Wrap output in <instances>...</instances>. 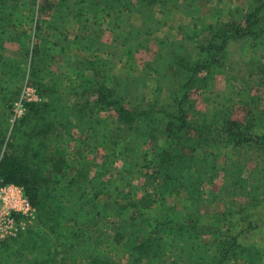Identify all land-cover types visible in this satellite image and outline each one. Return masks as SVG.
Wrapping results in <instances>:
<instances>
[{
  "label": "rangeland",
  "instance_id": "obj_1",
  "mask_svg": "<svg viewBox=\"0 0 264 264\" xmlns=\"http://www.w3.org/2000/svg\"><path fill=\"white\" fill-rule=\"evenodd\" d=\"M33 1L19 0L14 12L9 9L11 24L0 26V31L23 36L20 43L34 42L41 45V50L48 51L51 58L46 60L51 70L48 78L53 77V72L60 83L58 93L62 95L64 108L74 107L78 100L76 90L68 96L66 92L76 89L82 77L92 79L89 60L99 58L101 63L110 62L103 83L111 95L133 111H146L153 106L156 111H152V117L159 118L151 125L142 117L139 119L135 130L143 138L125 136L133 140L134 150L141 156L138 159L130 155L129 148L121 157L117 152L119 147L112 150L104 147V150L91 141L88 132L80 133L84 122H91L94 129L93 122L98 119L104 121L103 128L110 131L117 120L112 109L94 108L90 103L91 120L78 121V117L75 120L68 114L60 116L68 123L49 132L48 142L50 147L66 150L73 171L54 176V180L64 184L75 176L74 169H83V160L91 163L86 177L82 174V182L75 180L76 188L71 187L62 197L61 205H56L50 197L41 198L40 205L45 206L43 211L39 209L42 225L33 227V231L45 234L47 212L63 209L69 225L75 222L74 218L80 224L92 219L96 227L91 228L94 237L95 229L102 232L111 228V234L121 229L124 235L119 245L110 241L98 246L95 245L98 239L95 241L94 237L86 241L91 245L84 243L83 252L87 255L100 249L114 264H217L220 261L223 264H264V37L253 41L243 36L228 41L218 56L219 62L210 70L200 72V76L187 79V75L184 81L185 74L179 68L198 54L195 40H190L188 35L203 40L207 38L205 28L210 23L219 19L241 22L247 0H195L193 4L202 12L196 25H193V14H186L191 8L181 0H167L162 8L158 2L146 7L151 1L146 0L140 11L120 7L107 10L99 5L96 13L77 15L72 3L66 9L41 11L43 2L51 5L58 0H35V5ZM20 43L4 41V47L12 45L16 50L5 48L7 59L14 60L19 46L24 45ZM48 78L47 84L50 83ZM8 80L9 85L14 86L15 79L9 77ZM188 80L191 86L185 88L183 81ZM25 84L36 89L40 100L34 104L39 107L46 98L45 91L40 90V84L37 87L31 84L27 75L18 84L15 99ZM184 92L187 99L184 112L190 126L171 135L174 128L166 127L173 125L158 109L163 105L167 108L172 99L180 100ZM89 96L91 100L96 98ZM224 111L231 121L252 126L251 133L261 137L257 150L256 146L251 148L245 142L235 144L234 139L216 143L195 141L193 132L205 134L207 130H215L212 122L221 114L224 117ZM9 123L12 125L10 120ZM103 128L101 126V130ZM163 150H169L168 163L156 160V155ZM100 181L110 186L103 187ZM77 185L94 197L88 202L85 196L87 208H91L88 218L84 212L72 211L82 193ZM116 186L127 195L122 201L138 206H131L130 212L117 217L97 214L99 206L95 203L99 201L105 206L101 201L112 194ZM7 241V246L0 249V264H26L29 251L17 245L16 239ZM133 245H141L145 252L141 259L134 260L137 254L130 249ZM12 251H16V255ZM228 252L229 256L225 255ZM62 256L60 252L58 257ZM73 260L70 259V264H84L86 258Z\"/></svg>",
  "mask_w": 264,
  "mask_h": 264
},
{
  "label": "trees",
  "instance_id": "obj_2",
  "mask_svg": "<svg viewBox=\"0 0 264 264\" xmlns=\"http://www.w3.org/2000/svg\"><path fill=\"white\" fill-rule=\"evenodd\" d=\"M18 1L19 0H0L1 27L4 28L11 24L10 19L12 18V12L17 9L16 5ZM166 1L167 0H151L150 3H147L146 7L152 6L154 2H158V6L160 5L162 8L166 4ZM144 2H146V0H58L51 5L47 2H43L40 6V10L43 11L52 8L54 11V9L59 10L61 7L66 9L72 3L74 5L72 9L75 11L74 13L76 15L85 14L86 12L96 13L99 5H102V7L107 10L120 7L128 11H140L145 7ZM180 2H184L186 7L188 6L191 8L189 11H186V14H193V19L195 20L193 25H196V22L199 20L198 16L202 12L193 4L195 0H181ZM32 4L35 5L36 1L34 0ZM202 7L203 5L201 8ZM4 10L5 14H3ZM242 19L241 22L219 19L213 24H208L205 28V32H207L208 35L206 36L207 38L203 40L198 39L195 35H188L190 40H195L194 43H196L198 48V54L194 60L188 63H182L181 67H179L181 72L185 74V77H183L184 81L187 75V79H191L194 76H200V72H206L210 70L213 65L215 66L219 62V54L225 48L224 46L228 41L243 36L251 37L250 39L253 41L264 37V0H247L244 6ZM43 22L48 23L46 20H43ZM38 28L39 25L37 24L35 27L36 32ZM22 37L23 36H10L2 29L0 31V180L22 185L26 195L37 209L38 218L33 226L10 240L16 239V242H18L17 245L29 251L26 253V264H70V259H74L73 262H75L77 261V257H85L86 261L84 264H114L111 259H108L106 253H101L100 249L94 251L95 253L90 255L83 252V249H85L84 243L86 245L90 244V242L86 241L94 237L91 228L96 227L92 224V219H85L81 221L80 224V222L74 218L75 222L69 225L67 217L63 214V209L62 211H53L54 209H51L47 212L44 222L46 229L45 234L42 235L37 230L33 231V227H39L40 224L42 225V217L40 216L39 209L43 211L45 206H41L40 203H42L44 199L47 200V197H50L56 205H61L62 197L67 194L69 190H72L71 187L74 189L76 188L77 183H75V180L79 179L78 182H82V174L86 177L88 166H90L91 163L89 160H83L85 161V163L81 164L83 169H74L75 176H73L72 179H67L64 184L56 182L53 178L54 176H62L65 173H70L73 171V168L70 166L67 152L63 147H50L48 133L56 130L59 125L68 123V121H62L60 116L64 117L68 114L73 115L75 120L78 117V121L82 119L86 120L87 118L91 120L90 117L93 116L91 114L93 108L91 109L90 103H92L94 108L112 109L116 114L117 120L110 131H106L105 128H103L105 122L100 119L93 122L95 124L94 129L91 127V122L90 124L84 122L79 128L80 133L88 132L91 141L98 143L103 149L105 147L106 149L111 148L110 150H112L113 147H119V151L117 152H120L121 157L127 154L129 148L130 155H136L139 159L141 156L136 154L134 150L135 146L132 143L133 140L131 138L125 139V136L129 135L134 138L136 136H141L143 138L142 135L137 133L135 127H137L141 117L147 120L146 123H149V125L157 122L159 118L152 117V111H156L155 107H149L146 111H133V109H129L122 105L113 94L111 95L110 89L103 83L105 72L110 62L105 61L101 63L102 59L97 58L95 61L89 60L88 68L89 72L92 74V79L82 77L76 89L66 92L68 96L72 93L75 94L76 90V94H78L76 104L74 107L64 108V105H62V97H60L62 95L58 93V86L60 83L53 72V77L50 79L48 78L51 74L49 66L47 67L49 63H46L48 58L51 59L48 56V51L46 52V49L41 50V45H37L34 42H27V45L26 42L20 43ZM24 37L28 39L26 33ZM5 40L24 44L22 47L19 46L17 56L13 61L7 59L5 56V47L3 46ZM28 43L31 45H28ZM138 46L141 45L139 44ZM26 75L31 84H35V86H39L40 84V90L45 91L46 98L39 107L35 104L27 105V110L23 117L10 125V112L8 109L15 99L14 96L16 95L18 84ZM9 77L15 79L13 82L14 86H12V84L9 85ZM47 78L49 79V84L45 81ZM184 81L182 85L185 88H190V80ZM78 89H80V91H78ZM185 92L180 100L177 98L172 99L167 108L163 105L162 109H158L162 116L169 118V124L173 125V127H166V129L174 128L171 135L181 133L185 131V129L188 130L190 126L184 112V101H187ZM91 94L95 95L96 98L94 97V99L91 100L89 96ZM223 114L224 117L221 114V117H219L220 119L217 117L218 119L212 122L215 125V130H207L205 134L194 131L193 137L195 141L207 140L204 142L207 143L211 141L216 143V141L222 139L223 142L225 140L230 142V140L234 139L235 144L245 142V144L251 148L256 146L255 150H257L258 142L261 137L251 133L252 126H241V123L239 124L236 121L228 119L227 112L224 111ZM101 126L104 130H101ZM193 128L196 127L193 126ZM212 137L213 139L209 140V138ZM262 142H264V138ZM124 143L129 144L123 145ZM168 151L163 150V153L156 155V160L159 163H168ZM128 162L131 163L132 161ZM169 178L171 179V176ZM100 182L103 187L110 186L105 182ZM53 184L57 192L53 189ZM77 188H79L82 193L78 195V203L75 204L72 211L75 213L84 212L86 218H88L87 216L91 215V208H87L88 203L86 204L84 201L85 196L88 198L87 201L89 200L90 202L93 201L94 197L88 196L85 193L84 187L77 185ZM126 197L127 195L124 193L123 189L116 186L113 193L109 194L101 201V203H105V206L103 204L100 205L99 201L95 203V206H99L96 210L97 214L104 213L102 214L104 216L117 217L126 212H130L131 206H138L137 204L130 205L125 200L122 201V198ZM41 198H43L42 201ZM65 213L68 214V212ZM141 214H143V212H141ZM111 232V228H107V231L102 232L100 229H95L94 233H97L94 237L95 241L98 239L95 245L100 246L101 242L103 244H109L110 241H114L116 245L121 244V239L124 235L121 229H116L113 234H111ZM35 234L37 236H35ZM32 238H34V241H31ZM7 243L9 242H1L0 249L6 247ZM130 249L137 254L134 260H137L145 253L141 250V245L135 247L133 245ZM12 252V254L16 255V251ZM60 252L63 256L59 258L58 255ZM29 255H33V257L29 258ZM225 255L229 256V252ZM235 255L236 253H234V256ZM217 264H223V261Z\"/></svg>",
  "mask_w": 264,
  "mask_h": 264
},
{
  "label": "built area",
  "instance_id": "obj_3",
  "mask_svg": "<svg viewBox=\"0 0 264 264\" xmlns=\"http://www.w3.org/2000/svg\"><path fill=\"white\" fill-rule=\"evenodd\" d=\"M40 100L36 89L25 84L13 101L10 122L21 118L29 104ZM37 209L22 185L0 180V243L17 237L37 221Z\"/></svg>",
  "mask_w": 264,
  "mask_h": 264
},
{
  "label": "crops",
  "instance_id": "obj_4",
  "mask_svg": "<svg viewBox=\"0 0 264 264\" xmlns=\"http://www.w3.org/2000/svg\"><path fill=\"white\" fill-rule=\"evenodd\" d=\"M15 45V44H14ZM14 46H12V45H8V47L6 46L5 48L6 49H10V50H12V51H15L16 52V50H15V48H13ZM11 48H13V49H11Z\"/></svg>",
  "mask_w": 264,
  "mask_h": 264
}]
</instances>
